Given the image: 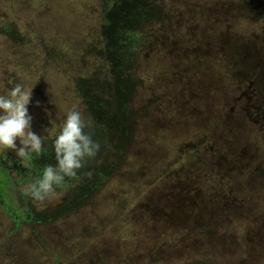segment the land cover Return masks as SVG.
Wrapping results in <instances>:
<instances>
[{
	"label": "rangeland",
	"instance_id": "obj_1",
	"mask_svg": "<svg viewBox=\"0 0 264 264\" xmlns=\"http://www.w3.org/2000/svg\"><path fill=\"white\" fill-rule=\"evenodd\" d=\"M150 3L156 17L140 25L150 11ZM105 5L103 0H0V29L20 27L19 35L25 42L19 46L0 34V95L7 96L16 84L31 91V129L42 137L45 148L44 154L31 162H21L12 150L5 154L0 151V179H5L3 170L12 176L2 195L9 209L0 207V264H56L57 260V264H62L61 248L69 256L78 255L71 257L72 264H158L146 258L158 255V251L161 256L176 254L185 243L172 248L173 243H164L171 239L168 235L149 234L144 215L151 202L155 207L161 205L167 186L181 183L183 187L185 182L198 197L202 193L211 196L210 187L241 188L238 201L242 209L251 206L240 220L216 218L222 229L216 230L218 243L212 250L205 248L201 254L195 253L196 259H189L199 264H211L212 257L219 261L216 264H264V125L256 121L258 114L251 112L259 105L256 88L251 84L255 78L260 79L258 91L263 88L259 100H264V14H257V2L124 0L123 12L112 14L107 26L103 22ZM121 29L135 30V36L144 42L136 52L132 73L135 88L130 105L136 123L130 150L118 173L89 205L46 223L59 234L60 245L54 248L52 238H47L49 230L31 222V215L51 213L62 204L67 194L65 187L56 188L43 202L25 193L36 174L42 172V163L56 165L53 142L69 112L82 114L88 123L85 131L92 138L93 131L103 135L125 128V94L130 85L121 73L122 63L112 59L113 63L105 64L95 56L108 40L103 31L108 30L109 41L115 43L111 36ZM37 43L47 47L49 58L40 55L34 47ZM253 65V69L248 68ZM106 66L110 73L101 72ZM97 70L101 79L113 87L112 99H103V89L88 82ZM82 79L83 90H79L76 84ZM243 88L249 92L245 99ZM212 103L220 110L224 106L237 122L245 116V139L240 140L241 133L235 129L232 134L217 126L210 128L215 116L212 113L219 110ZM155 126L171 127L172 133L160 134L153 129ZM199 140H206L204 152L217 156L214 160L207 156L202 169L196 171L198 164L185 165L188 159H176L183 156L181 148L194 147ZM16 143L19 147V140ZM95 160H86L78 170V179L71 180L69 190L87 189L93 177L88 173L95 170ZM168 164L173 173L169 180L161 178L159 172ZM14 165L19 166L18 170ZM189 167L196 171L192 178L175 179L179 169L188 173ZM131 174L140 177L145 193H135L136 189L128 183L130 177L134 178ZM166 212H171L169 207ZM252 220L263 222L260 234H253L256 231ZM164 223L168 229L179 225L178 221ZM177 232L184 242L190 243L186 229ZM45 240L51 245L48 253H44ZM44 254L49 257L48 262L42 258ZM184 254L182 251L181 262L177 259L172 264H182Z\"/></svg>",
	"mask_w": 264,
	"mask_h": 264
},
{
	"label": "trees",
	"instance_id": "obj_2",
	"mask_svg": "<svg viewBox=\"0 0 264 264\" xmlns=\"http://www.w3.org/2000/svg\"><path fill=\"white\" fill-rule=\"evenodd\" d=\"M105 5V14H104V20L103 22L107 25L111 23L110 18L112 14H117L120 11V14L123 12V6H124V0H103ZM152 2V0H150ZM110 2H112L110 4ZM150 8L149 13L146 15V17L140 22V25H146L150 23L155 17L156 12L153 6H151V3L148 5ZM110 7V8H108ZM111 14V15H110ZM110 15V16H109ZM20 28V27H18ZM18 28L8 26L4 27V29H0V34L5 35L8 39L13 41L15 44H18L19 46H24L25 42L22 39V37L19 35ZM135 30L133 29H121L117 34H113L111 36L114 38L115 43L109 41V35L110 33L108 30L103 31V35L108 38L107 43L104 44L101 51L96 52V58L99 60L104 61L105 64L111 62L113 63L112 59L116 63L117 61L121 62V73L123 74V77L126 81H128L130 88L129 91L125 94V105H124V111L126 113V119L127 122L125 124V128L123 130H110L103 135L97 134V132L93 131V140L98 142L100 144V150L98 154L95 157V170L89 171L88 175H93L92 179L89 180L87 184V189H81L79 190V187L74 188L72 190H69V187L71 186V180L70 178L67 179V181L64 182L63 185L60 187H65V191H67V194L64 196V202L54 208V210L51 213H40L31 215V222H35L38 225L41 224V226H45L49 231L47 233V238L49 240L50 237L52 238L51 241H53V246L56 248L60 245L59 240V234L55 230H51L46 223L52 222L57 220L58 218L65 216L66 214L74 212L78 208H82L85 205H89L91 203V200L97 196L98 191L111 179H113L117 173L118 170L121 168L123 162L125 161L128 153H129V143L131 137H133V130L135 127L136 119L135 114L132 109V106L130 105V100L132 98V94L135 88V82L133 80L132 73L135 69V61H136V52L140 49V46L144 44L143 40L141 38H137L134 34ZM109 33V34H108ZM39 42V41H38ZM46 45V44H45ZM40 51V55L49 58V53L47 51V47H43L40 43H37L36 46H34ZM38 51V52H39ZM39 55V56H40ZM44 58V57H43ZM118 59V60H116ZM103 73H110V68L106 66V69L101 70ZM88 82H91L95 85L99 86V89L102 88L103 90L100 91L101 95H103V99L108 98L112 99L113 97V87H110L107 85V81L98 75V70L95 71L93 77ZM85 80L82 79V81H77L76 87H79V90L82 89V84ZM98 82L100 84H98ZM105 91V93H104ZM84 96V93H82V97ZM238 97V96H237ZM236 97V98H237ZM219 99V97H218ZM216 101V97H215ZM213 104V103H212ZM213 107L218 108L219 110L216 112H213L212 114H215V116L212 118L213 123L211 124V127L217 126L220 129H226L228 133L234 134V129L237 132H240V138L242 136H246V132H244V126L247 122V119L244 118L240 119L238 122L236 121L235 117L232 115V113H229L225 110V107L223 106L222 110H220L219 107L213 104ZM231 108H229L230 110ZM231 112V111H230ZM101 122V121H100ZM91 123V121H90ZM154 130H158L160 134H166L168 132L172 133L171 127H153ZM91 130V129H90ZM89 130V131H90ZM170 131V132H169ZM210 133V131H209ZM239 138V139H240ZM210 139L213 141V139L210 136ZM173 137L169 140V144L173 141ZM210 140V141H211ZM200 141V140H199ZM196 144V146L191 147L187 146L184 148H181L182 151V157H178V159H184L189 160L185 163V165H188L189 163L198 164L196 171H200L202 168L200 166L204 165V160L207 156L213 158V160L216 158V154L212 152H204L203 148V142L206 140H202ZM214 143V141H213ZM180 142L178 141V144L176 145V150L179 149ZM48 146H51L48 145ZM108 148V149H107ZM216 151V149H215ZM35 158V157H34ZM42 172L46 164L42 163ZM173 167V166H172ZM163 171L160 172V177H164L165 179H168V176H172L173 173L171 171V165L169 167V164L165 166V168H162ZM190 172L185 173L184 171L177 172L176 178L179 180H189L193 177L194 168H190ZM42 172L39 174V176L42 175ZM264 173V172H262ZM143 171L139 172V176H142ZM172 174V175H170ZM176 174V173H174ZM3 175L5 179H0L2 182H0V207L4 211H8V207L6 206L5 198L2 197L3 193L5 192L4 187H9L11 183V176L9 175V171L3 170ZM138 175V174H137ZM39 176L36 177L38 178ZM131 176H134L131 174ZM130 177V176H128ZM131 181L128 182L136 189L137 195L141 194L145 190L140 186L141 179L140 177L137 178L134 176V178L130 177ZM169 180V179H168ZM179 185H171L167 186L169 189L165 192L163 200H161V205L159 207H155L154 203L151 202L150 210L145 212L144 219L147 220V226L150 231L149 234L152 233H161L159 235H168L171 237V239L164 240V243L169 244V246L172 245V248H176L179 242H183V247L180 248L179 252H176V254H167L164 256H161L158 251V255L154 254L153 256H150L146 258L148 261H157L158 264H172L177 259L181 262V253L182 251L185 253L183 256V263L182 264H199L195 261H191L189 259L191 256L193 259H196L194 254H201L204 249L208 248L209 250H212L214 248L215 242L218 243V235L216 234L217 231H221V227L219 224H217V220L220 221V219H223L225 217H229L232 219H241L242 214L249 213V210L251 208L248 207L247 209H242V204L238 201V194L243 189L228 186L225 189L221 188H211L209 189V194L212 192L211 196L206 197L203 193L200 197L196 195V191H191V189H188V183L185 182V186H181V183H178ZM186 187V189H184ZM228 188V190H227ZM240 190V191H239ZM225 191V192H223ZM145 193V192H144ZM240 195V194H239ZM75 197V199H74ZM7 201V200H6ZM177 204V206L172 207L174 204ZM244 205V204H243ZM169 207L170 213L167 214L166 208ZM172 211L175 213L174 217H172ZM204 214L206 217H201L200 215ZM14 216V214H12ZM38 218V219H37ZM14 219L17 221V218L14 217ZM21 219H23L21 217ZM150 219V220H149ZM164 221H167L169 224L173 223L176 224L177 221L179 222L178 227L176 225L171 229H168L165 225ZM216 221V222H215ZM158 222V223H157ZM253 222V220H252ZM156 223L158 224L156 226ZM261 223H254L253 222V234H260L259 228L261 227ZM221 225V224H220ZM102 226V225H101ZM44 228V227H42ZM110 228H112V225H110ZM180 229H186V233H188L190 236V243L184 242V239L178 234L177 230ZM55 233V234H53ZM11 235L10 237H12ZM36 236L40 238V234L36 233ZM264 238V237H263ZM222 241V239H220ZM255 241V238H254ZM45 251L44 253H48L50 251V243L49 241L45 240ZM230 243H227L226 247H229ZM181 245V244H180ZM155 247V245H154ZM161 249H165L164 246L161 247ZM167 250V249H166ZM34 252V249H33ZM69 252L63 250L61 248V255L63 257L62 264H72L71 257L78 256L77 254H73L71 256L67 255ZM35 254V253H34ZM36 255V254H35ZM215 258H216V254ZM60 257V258H62ZM83 257V256H82ZM105 257V255H104ZM44 260H48L47 254H44L42 257ZM84 258V257H83ZM211 258V257H210ZM213 258V262L211 264H216V261ZM85 259V258H84ZM59 260L56 261V264ZM151 261V262H152ZM48 262V261H47ZM210 264V263H206Z\"/></svg>",
	"mask_w": 264,
	"mask_h": 264
},
{
	"label": "clouds",
	"instance_id": "obj_3",
	"mask_svg": "<svg viewBox=\"0 0 264 264\" xmlns=\"http://www.w3.org/2000/svg\"><path fill=\"white\" fill-rule=\"evenodd\" d=\"M31 91L16 84L7 96L0 95V151L12 150L21 162H31L44 154V142L32 129L28 113ZM88 123L79 111L68 113L59 135L53 142L56 165L44 167L25 193L33 200L43 202L64 184L66 178L78 179V170L86 160L95 158L100 144L85 129ZM19 140V147H17Z\"/></svg>",
	"mask_w": 264,
	"mask_h": 264
},
{
	"label": "flooded vegetation",
	"instance_id": "obj_4",
	"mask_svg": "<svg viewBox=\"0 0 264 264\" xmlns=\"http://www.w3.org/2000/svg\"><path fill=\"white\" fill-rule=\"evenodd\" d=\"M253 1H256L257 2V5H256V9L259 10V13H263L264 14V0H253ZM255 67V65H253L252 67H248L249 69H253ZM260 79L259 78H255L253 79V81L251 82V84H254V88H256V92H255V97L258 101V104L257 106H254V108L251 109V112H256L258 114V116L255 118L257 122H261L263 123L264 125V104H263V101L259 100L260 97H262V91H263V88H260V90L258 91V88H257V84L259 83ZM248 89L247 88H243V92H242V97L245 99L246 95L248 94ZM237 100L240 99V96H238L236 98ZM261 104V105H260ZM264 128V126L261 127V129ZM264 131V130H263ZM263 137H264V133L262 134ZM246 137L242 136L240 138L241 139H245ZM250 141H247L246 143L248 144ZM13 168L17 169L19 168V166H13ZM12 172V171H11ZM9 175L11 176V173L9 172ZM12 177V176H11Z\"/></svg>",
	"mask_w": 264,
	"mask_h": 264
}]
</instances>
